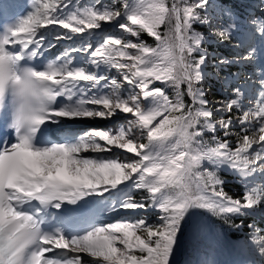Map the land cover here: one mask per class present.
Listing matches in <instances>:
<instances>
[{
    "label": "snow or ice",
    "instance_id": "6c2138e0",
    "mask_svg": "<svg viewBox=\"0 0 264 264\" xmlns=\"http://www.w3.org/2000/svg\"><path fill=\"white\" fill-rule=\"evenodd\" d=\"M12 7L0 5L11 19L0 29V264H171L205 214L238 229L233 217L264 205V70L216 106L202 87L207 37L194 25L230 42L240 31L232 8L213 24L209 0H31L10 17ZM105 26L119 34L94 44ZM233 47L246 54L220 64L257 60L264 16L249 14ZM120 114L115 130L49 134L64 119ZM225 168L242 197L224 190ZM136 210H152L155 222L98 219ZM248 228L244 251L264 264V229Z\"/></svg>",
    "mask_w": 264,
    "mask_h": 264
},
{
    "label": "trees",
    "instance_id": "16d2710c",
    "mask_svg": "<svg viewBox=\"0 0 264 264\" xmlns=\"http://www.w3.org/2000/svg\"><path fill=\"white\" fill-rule=\"evenodd\" d=\"M82 0H79V4ZM76 2V0H74ZM101 3H110L111 0H101ZM171 0H169V3ZM218 5L216 6L218 13L221 10V7H230L233 9L235 13H237V23L240 27H244V21L246 18V14L248 12L249 6L251 7L254 4V0H217ZM217 17L221 19L218 15ZM229 21L227 17H223V23L227 24ZM194 28L197 31L202 32L208 39H214L218 42L217 37L214 35L209 34V30L204 25H194ZM162 32L165 30L164 26L160 29ZM241 35V32H233V39L230 42L225 43H219L215 44L213 46H209V50L212 52L220 54L222 57L218 58L215 61H221L222 59L226 60H232L234 57L241 56L238 49L233 47L234 44L238 42L239 36ZM144 39H146L149 43H154V40L152 37L147 36L144 34ZM212 72H214L217 77L225 83V85L222 87L218 83L216 79H207L206 81L202 82V87L206 91V99L211 102V105L215 106V102L223 101L225 99H231L232 98V88L238 85H243L246 83H249V77H250V70L251 66L248 65H240L237 63H231V64H221V66L217 68H209ZM239 74V75H236ZM223 90L224 93L221 92ZM207 92H209L207 94ZM214 102V103H212ZM233 118H236L238 116V113L233 112ZM210 137H206V139H209ZM233 142L235 141V138L233 137ZM218 175L223 179L224 183V190L228 192L229 195L233 196L234 198L242 197L245 191V187L240 182V180L236 178L229 177L220 171L218 172ZM210 219L214 223V225L219 229L221 232L227 234L231 239L237 240L241 238L249 239L251 230L248 228L249 224H254L256 227L260 229H264V225L259 220L251 217V216H236L233 217V222L235 224H243V227L240 228H233L229 225L225 224L222 219L219 217L209 215ZM153 216H149V218H152ZM264 234V233H261ZM190 246H193L190 243H187ZM193 256L191 257V260L188 264H193ZM200 264H205V262H202Z\"/></svg>",
    "mask_w": 264,
    "mask_h": 264
},
{
    "label": "rangeland",
    "instance_id": "374dc122",
    "mask_svg": "<svg viewBox=\"0 0 264 264\" xmlns=\"http://www.w3.org/2000/svg\"><path fill=\"white\" fill-rule=\"evenodd\" d=\"M101 1V0H100ZM214 1L215 0H212L211 2L212 3H214ZM97 2V0H83L82 2H81V4L83 5V6H88V5H90V4H93V3H96ZM261 5H262V3H261V0H259V5H258V8L259 9H257L254 13H253V15H256V16H261V15H259V13H261V9H260V7H261ZM213 24H215V23H213ZM247 24H248V26H249V21L247 22ZM162 27V26H161ZM119 31L120 30H118L117 28H115V27H111V26H105V28H104V30L102 31V32H100L99 30H97L96 31V33L94 34V36H93V43L95 44V43H98L99 42V40L104 36V35H109V34H119ZM71 44V43H70ZM241 52V51H240ZM207 63L209 64V61H207ZM217 66V69H218V65H216ZM208 75V74H207ZM252 80L253 81H256V78H255V76H252ZM252 84V83H251ZM223 85H225V83L223 82ZM248 84L246 83L245 84V86H247ZM258 86H256V85H254V86H252L251 87V93L253 94V95H255V93H256V89L255 88H257ZM209 93V92H208ZM207 93V94H208ZM212 103H214V102H212ZM244 103L247 105L248 104V101H247V99H245V101H244ZM210 104H211V102H210ZM217 105V102L215 103V106ZM120 117H121V119L123 118L124 119V116H123V114H120V115H118V116H116V117H113V118H110V119H104V118H96L97 119V122H99L100 123V125H101V127H102V129H111V130H115L116 128H115V126H116V124L115 123H117V122H115L117 119H120ZM234 119H236V118H234ZM125 122V120H123V122L122 123H124ZM71 125L72 126H75V127H79L81 124H80V122H78V121H75L74 123H71ZM112 126V127H111ZM85 129H91V128H85ZM85 129H83V130H81V132H84V130ZM235 176H237V177H239L238 175H235ZM147 212H150V211H147ZM147 212H145V211H141V212H139L138 213V216H143V215H145ZM206 215H210V213H208V214H205V216ZM251 215L253 216V217H255V218H258V219H260V220H264V206L262 207V206H260V208L258 209V210H256L255 212H252L251 213ZM219 230V229H218ZM220 231V230H219ZM221 232V231H220ZM185 240H186V236H185ZM246 245V243H245V241H243L242 243H241V246H245ZM193 256V258H194V260H193V264H195V263H197V262H199V261H205L206 262V264H219V262L216 260V259H214L213 257H209V256H204V255H202V254H199V252H198V250L196 249V247H193V246H190L189 244H187V243H185V241L181 244V247L179 248V250L178 251H176L175 252V254H174V257L172 258V262H171V264H178L179 262L181 263V264H188L189 263V261H190V259H191V257ZM253 256V255H252ZM253 258H254V262L256 263V264H260V262H259V258L258 257H256V256H253ZM254 263V264H255Z\"/></svg>",
    "mask_w": 264,
    "mask_h": 264
},
{
    "label": "bare ground",
    "instance_id": "6f19581e",
    "mask_svg": "<svg viewBox=\"0 0 264 264\" xmlns=\"http://www.w3.org/2000/svg\"><path fill=\"white\" fill-rule=\"evenodd\" d=\"M66 45V47H68L70 44L69 43H66V44H62V45H60L59 46V49H64L65 47H63V46H65ZM113 74H115V72L113 71ZM123 120H125V119H121V117H120V119H117L115 122H117V123H115L116 124V126H115V128H117V127H119L121 124H123L122 122H123ZM69 121H71V122H74V121H78V122H80V126L78 127H73L71 124H69L68 126H66V127H68L66 130H64V132H67V133H70V132H74V130H78L79 132L81 131V130H83V129H85V128H99V129H102V127H101V125H100V123L99 122H97V119L96 118H82V119H76V120H69ZM112 127V126H111ZM76 130V131H77ZM87 130H89V129H85L84 131H87ZM85 155H88L87 153L85 154ZM92 155H95V154H92ZM207 243L213 248V249H215L216 251H219V249H218V246H217V242L215 241V240H211V241H207ZM223 248L224 249H222L223 251H224V257L225 258H227L228 260H232V258H233V255L230 253V251L227 249V245H223ZM196 249L199 251V249L196 247ZM205 254H202V255H204V256H209V257H212L211 256V253H209L208 251L207 252H204ZM89 259H91V258H89ZM191 260V259H190ZM180 263V262H179ZM178 263V264H179ZM248 264H254V263H252V262H249Z\"/></svg>",
    "mask_w": 264,
    "mask_h": 264
}]
</instances>
